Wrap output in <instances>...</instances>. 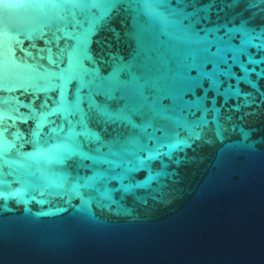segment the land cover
<instances>
[{
    "label": "water",
    "instance_id": "obj_1",
    "mask_svg": "<svg viewBox=\"0 0 264 264\" xmlns=\"http://www.w3.org/2000/svg\"><path fill=\"white\" fill-rule=\"evenodd\" d=\"M0 264H264V0H0Z\"/></svg>",
    "mask_w": 264,
    "mask_h": 264
}]
</instances>
